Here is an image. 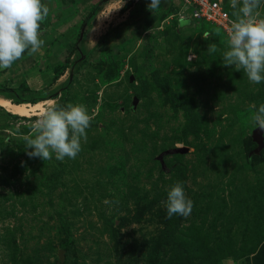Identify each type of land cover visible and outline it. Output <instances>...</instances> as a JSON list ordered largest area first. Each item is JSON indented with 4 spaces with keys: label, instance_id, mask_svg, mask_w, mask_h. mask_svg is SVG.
Returning a JSON list of instances; mask_svg holds the SVG:
<instances>
[{
    "label": "rangeland",
    "instance_id": "1",
    "mask_svg": "<svg viewBox=\"0 0 264 264\" xmlns=\"http://www.w3.org/2000/svg\"><path fill=\"white\" fill-rule=\"evenodd\" d=\"M99 1L41 0L44 45L0 69L2 90L56 96L25 117L0 106V264H264V148L248 157L263 82L224 66L226 34L184 20L183 0L154 10L104 1L73 50ZM153 71L200 116L194 133L183 135L184 113L165 103ZM60 98L93 117L82 150L30 158L24 137ZM174 148L187 152L165 154ZM181 180L194 207L157 246L167 191Z\"/></svg>",
    "mask_w": 264,
    "mask_h": 264
},
{
    "label": "clouds",
    "instance_id": "2",
    "mask_svg": "<svg viewBox=\"0 0 264 264\" xmlns=\"http://www.w3.org/2000/svg\"><path fill=\"white\" fill-rule=\"evenodd\" d=\"M161 0H150L149 10L160 6ZM264 0H230L234 20L227 29V50L223 53L226 67L243 69L250 82H264V17L258 9ZM49 8L41 0H0V69H7L27 51L30 55L44 45L40 39V22ZM216 51L215 44L209 46ZM250 123L264 132V103L250 106ZM93 117L84 104L57 106L52 101L31 126L25 136L26 154L32 158L57 161L75 159L82 150L81 140L87 139L86 129ZM30 149V151H27ZM194 202L186 195L183 184L176 182L166 198L167 217L187 218Z\"/></svg>",
    "mask_w": 264,
    "mask_h": 264
},
{
    "label": "trees",
    "instance_id": "3",
    "mask_svg": "<svg viewBox=\"0 0 264 264\" xmlns=\"http://www.w3.org/2000/svg\"><path fill=\"white\" fill-rule=\"evenodd\" d=\"M107 0H100L96 5H94L90 11L88 12L87 16L81 21L79 33L76 38V43L73 46V50H77L78 46L77 44L81 40L84 31L86 27L88 26L89 22L92 20V18L95 16L96 12L100 8L101 3ZM226 3V0H224V4ZM229 15L230 10H228ZM193 23V22H192ZM79 58L76 60L78 61ZM152 79L154 84L157 86L158 89H160L164 93V101L165 103L169 104L174 110H181L184 113V116L186 118V123L183 127V135L187 136L188 134L194 133L197 129V125L199 124L201 118L198 116L196 112H194L192 105L188 102L182 99L181 96L175 94L173 90L171 89V86L169 83L165 80H162L159 78L157 71L152 72ZM262 86H264V82L262 83ZM29 90L23 91L20 94H17L14 89H6L2 90L0 88V96L4 97L5 99L10 100L14 104H35L40 101H45L48 99H56V96H51L49 98H34V97H28L29 96ZM262 99V103H264V87L261 91V94L259 96ZM57 106H61L62 100L57 99L56 101ZM62 107V106H61ZM12 117H17L16 115H12ZM181 183H183V180H181ZM166 227L164 230H162L161 234L158 236L156 245L161 246L165 241H167L173 234V231L175 229V226L178 224V220L176 215H174L171 218L166 217ZM63 230L67 231V226L63 224Z\"/></svg>",
    "mask_w": 264,
    "mask_h": 264
},
{
    "label": "built area",
    "instance_id": "4",
    "mask_svg": "<svg viewBox=\"0 0 264 264\" xmlns=\"http://www.w3.org/2000/svg\"><path fill=\"white\" fill-rule=\"evenodd\" d=\"M183 8L188 12L184 20L205 22L222 30L227 36V29L233 20L226 9L224 0H183Z\"/></svg>",
    "mask_w": 264,
    "mask_h": 264
},
{
    "label": "bare ground",
    "instance_id": "5",
    "mask_svg": "<svg viewBox=\"0 0 264 264\" xmlns=\"http://www.w3.org/2000/svg\"><path fill=\"white\" fill-rule=\"evenodd\" d=\"M44 103H36L33 105L27 104H14L8 100H1L0 106L3 107L8 113L19 117H25L29 114L38 113L42 110Z\"/></svg>",
    "mask_w": 264,
    "mask_h": 264
},
{
    "label": "water",
    "instance_id": "6",
    "mask_svg": "<svg viewBox=\"0 0 264 264\" xmlns=\"http://www.w3.org/2000/svg\"><path fill=\"white\" fill-rule=\"evenodd\" d=\"M134 103H136L138 100L137 98H134ZM264 132H262L260 129H254L252 132V141L256 144V148L254 150H252L249 154V158H251L254 155H258L260 153V151L264 148ZM187 152V149H179V148H174L171 149L167 152H165V154L169 155V154H184Z\"/></svg>",
    "mask_w": 264,
    "mask_h": 264
}]
</instances>
